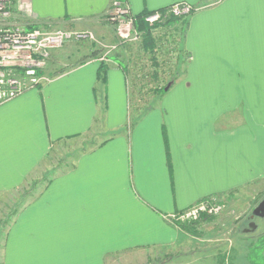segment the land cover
<instances>
[{
  "label": "crops",
  "instance_id": "crops-1",
  "mask_svg": "<svg viewBox=\"0 0 264 264\" xmlns=\"http://www.w3.org/2000/svg\"><path fill=\"white\" fill-rule=\"evenodd\" d=\"M113 1L14 0V13L26 26L91 31L113 44L105 18ZM116 1L134 16L195 8L182 42L185 74L169 78L162 105L128 132V75L112 56L99 82L93 49L63 73H53L50 57L49 82L0 105V202L22 203L0 224L3 264H106L176 245L173 216L264 176V0ZM94 130L110 137L77 153L76 167L35 197H15L55 148Z\"/></svg>",
  "mask_w": 264,
  "mask_h": 264
},
{
  "label": "rangeland",
  "instance_id": "rangeland-1",
  "mask_svg": "<svg viewBox=\"0 0 264 264\" xmlns=\"http://www.w3.org/2000/svg\"><path fill=\"white\" fill-rule=\"evenodd\" d=\"M82 32L87 31L83 30ZM92 33L103 45H111L98 38L94 32ZM116 43L118 42H113V44ZM92 49L96 53H91L93 57L90 56L88 60L96 59L98 61L103 56L104 49L93 41H72L65 48L52 51L50 64H52L53 73L84 61L85 56ZM115 53H112L110 57L114 56ZM99 63L106 62L99 61ZM47 75L49 76V73ZM167 94L168 92L162 93V96L157 97L153 104L139 112H136L134 108L136 99L131 96L133 107L130 108V117L123 127L124 131L133 130L139 119L146 117L153 111L152 109L149 111L150 107L153 109L160 107ZM95 130L77 143H65L55 148L51 152V157L39 168L30 182L19 190L15 197H21L25 191L32 192L35 197L42 192V189L44 190L48 179L74 163L77 153L110 137L107 134L105 136L99 134ZM114 135L115 133H113V137ZM263 200L264 176L222 198L213 197V199L205 201L203 204L206 208L209 206L210 209H213L212 213L203 212L196 219H187L180 214L173 221L182 232L176 245L110 256L106 260V264H252L250 258L259 254L264 246V219L254 220L258 225L255 232L245 233V230L249 228V224L252 222L250 217L254 209ZM16 202L17 199L14 201L7 199L0 202V224L6 223V220L13 213V209L21 206L19 204L21 201L17 202L19 205ZM184 226H189L190 231L187 232ZM4 230L5 226H0V264H3L6 233ZM262 254L264 256V251Z\"/></svg>",
  "mask_w": 264,
  "mask_h": 264
},
{
  "label": "built area",
  "instance_id": "built-area-1",
  "mask_svg": "<svg viewBox=\"0 0 264 264\" xmlns=\"http://www.w3.org/2000/svg\"><path fill=\"white\" fill-rule=\"evenodd\" d=\"M194 9L190 4L177 3L164 12L147 16L145 22L152 26L162 21L166 15L189 16ZM108 15L114 25L118 43L140 40L141 35L135 28L134 15L127 5L113 1ZM72 41H93L101 45L104 54L98 59L100 62L110 63V55L119 50V44L103 45L89 31H50L23 25L14 13V0H0V105L49 82L50 78L45 70L51 52ZM203 203H197L181 216L196 219L203 212L214 211L209 206L206 208ZM178 216H173L171 220L174 221Z\"/></svg>",
  "mask_w": 264,
  "mask_h": 264
},
{
  "label": "trees",
  "instance_id": "trees-1",
  "mask_svg": "<svg viewBox=\"0 0 264 264\" xmlns=\"http://www.w3.org/2000/svg\"><path fill=\"white\" fill-rule=\"evenodd\" d=\"M168 8L169 7L157 11L144 12L134 16L135 28L141 35L140 40L133 43H117L119 44V50L114 54V57L123 71L128 75L130 108L133 107V101L131 100V96H133L136 99L134 103L136 112L146 109L148 105L153 104L157 97L162 96V93L169 92L172 87L169 78L173 77L172 82H174V79L177 80L185 74V66L190 58L184 51L182 42L185 38L186 30L189 27V18L194 13L195 9L189 16L175 17L173 15H166L162 21L152 26L145 22L147 16L155 12H164ZM105 18L107 22L113 25L109 19L108 13ZM116 41L118 42L117 38ZM95 53L96 52H94V54ZM108 70L109 64L100 63L98 70L99 82L105 84ZM65 71H67V69H61L57 73H63ZM151 109L153 110V108L150 107L149 111ZM50 157L51 153L48 159ZM75 167L76 166H71L72 169ZM51 182L52 179H48L47 186ZM47 186L45 188H47ZM31 195L32 192L25 191L23 195H21V198L23 199ZM226 195H219L216 197L222 198ZM211 199H213V197L207 198L201 202ZM20 204L22 205L21 202ZM184 229L187 232L190 231L189 226H184ZM263 251L264 246L259 254L250 258L252 264H264Z\"/></svg>",
  "mask_w": 264,
  "mask_h": 264
},
{
  "label": "water",
  "instance_id": "water-1",
  "mask_svg": "<svg viewBox=\"0 0 264 264\" xmlns=\"http://www.w3.org/2000/svg\"><path fill=\"white\" fill-rule=\"evenodd\" d=\"M250 219L252 222L249 224V228L245 230V233L255 232L258 228V225L254 220L256 219H264V200L260 202V204L254 209Z\"/></svg>",
  "mask_w": 264,
  "mask_h": 264
}]
</instances>
